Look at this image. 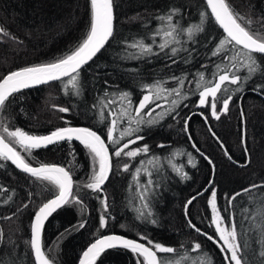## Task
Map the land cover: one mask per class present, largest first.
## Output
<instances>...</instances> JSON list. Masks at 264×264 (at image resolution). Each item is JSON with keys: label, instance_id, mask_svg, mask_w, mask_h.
Returning a JSON list of instances; mask_svg holds the SVG:
<instances>
[{"label": "trees", "instance_id": "1", "mask_svg": "<svg viewBox=\"0 0 264 264\" xmlns=\"http://www.w3.org/2000/svg\"><path fill=\"white\" fill-rule=\"evenodd\" d=\"M113 2V37L92 63L0 108V136L27 165H58L74 179L70 201L45 228L47 259L78 264L94 241L117 234L148 245L160 264H227L209 204L215 193L241 264H264V56L233 44L204 0ZM224 2L264 43V0ZM92 26L90 0H0V81L67 59ZM69 128L103 138L106 183L99 142L26 146ZM59 193L0 155V264H35L33 218ZM96 264L147 263L121 249Z\"/></svg>", "mask_w": 264, "mask_h": 264}, {"label": "water", "instance_id": "2", "mask_svg": "<svg viewBox=\"0 0 264 264\" xmlns=\"http://www.w3.org/2000/svg\"><path fill=\"white\" fill-rule=\"evenodd\" d=\"M93 10V26L86 43L67 59L45 66L33 67L11 73L0 81V108L12 96L68 79L86 68L108 46L115 30V11L113 0H90ZM205 5L221 32L241 49L264 56V43L251 37L235 20L224 0H204ZM82 143L93 146L99 142L107 152L108 172L111 174V160L103 138L96 132L84 128H69L40 138H29L26 146L31 149L50 148L66 143ZM0 155L6 158L20 172L44 177L56 182L60 193L45 203L35 214L31 229L32 251L35 264H51L47 259L43 236L48 222L70 201L74 192V179L63 167L45 165L31 167L27 165L15 149L0 136ZM210 188V187H209ZM205 190L198 197L206 194ZM197 197V198H198ZM129 250L143 257L147 264H160L157 252L148 245L123 235H106L93 242L82 254L78 264H96L107 252L112 250ZM223 254L227 264L230 260L225 251Z\"/></svg>", "mask_w": 264, "mask_h": 264}, {"label": "rangeland", "instance_id": "3", "mask_svg": "<svg viewBox=\"0 0 264 264\" xmlns=\"http://www.w3.org/2000/svg\"><path fill=\"white\" fill-rule=\"evenodd\" d=\"M219 87L215 88L212 91L206 92L204 95L205 96L213 95L215 93V91L219 89ZM95 146H96V144H95ZM95 148H96L95 150L98 152L103 151L102 148H98V147H95ZM106 160L108 163V156H107ZM106 168L102 171V175H104V176H107L108 170H106ZM209 204H210V208L212 211L213 224H214V226L218 232L220 242L223 243V245L225 246V248L229 252L230 259H231L232 263L233 264H241V261H240L239 256H238V243H237L236 233L234 230H229L224 225L221 214H220L218 206H217V199H216L215 193L213 195H211Z\"/></svg>", "mask_w": 264, "mask_h": 264}, {"label": "bare ground", "instance_id": "4", "mask_svg": "<svg viewBox=\"0 0 264 264\" xmlns=\"http://www.w3.org/2000/svg\"><path fill=\"white\" fill-rule=\"evenodd\" d=\"M57 133V132H56ZM29 139H27L26 140V142L28 141ZM82 144V143H81ZM18 170V169H17ZM19 171V170H18ZM38 212V211H37ZM110 235H112V234H110ZM106 236V235H105ZM104 237V236H103ZM102 238V237H101ZM95 242V241H94ZM221 243V242H220ZM219 242L217 243L220 247H221V250H222V253H223V247H222V245L220 244ZM224 255V254H223ZM225 257V256H224Z\"/></svg>", "mask_w": 264, "mask_h": 264}]
</instances>
